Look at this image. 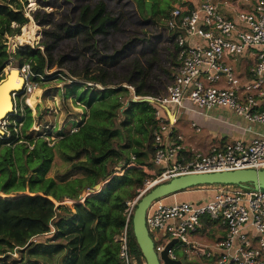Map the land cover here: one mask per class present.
<instances>
[{
	"label": "trees",
	"instance_id": "1",
	"mask_svg": "<svg viewBox=\"0 0 264 264\" xmlns=\"http://www.w3.org/2000/svg\"><path fill=\"white\" fill-rule=\"evenodd\" d=\"M135 2L142 18L151 17L156 23L162 19L165 23L174 3L184 0ZM187 3L190 7L194 5ZM9 5L16 7L12 9ZM110 19L105 13V3L100 2L88 23L97 33L105 29ZM27 21L18 0L0 1V73L10 56L4 36L18 32L19 25ZM13 23L18 26L13 27ZM22 54L26 59L22 64L27 63L33 73L44 74L47 58L40 48H29ZM88 82L102 84L103 88ZM135 91L137 95H148L140 87ZM62 94L64 99H74L83 113L75 122V129L62 131L52 145L45 138L50 129H32L35 118L28 106L15 116L12 112L9 116L14 121L8 124V131L0 134V254L10 247L27 249L30 255L43 257L41 264H119L116 235L126 223V201L143 187L149 176L143 166L155 168L153 132L158 127L155 110L149 101L133 99L126 86L108 88L98 75H86L82 82H71ZM56 154L72 161L71 170L84 172V178L58 182L47 176ZM131 162L135 164L128 166ZM116 166L123 174L113 175ZM108 178L104 188L75 203L74 208L62 203L66 198H79L81 193ZM20 192L24 193L17 194ZM132 217L133 213L128 228L129 245L135 258L141 260L144 256L133 233ZM51 227L49 241L56 237L64 239V243L33 242L34 236L50 232ZM59 246L65 253L58 258L55 254H59Z\"/></svg>",
	"mask_w": 264,
	"mask_h": 264
},
{
	"label": "built area",
	"instance_id": "2",
	"mask_svg": "<svg viewBox=\"0 0 264 264\" xmlns=\"http://www.w3.org/2000/svg\"><path fill=\"white\" fill-rule=\"evenodd\" d=\"M165 23L175 42L177 63L164 95L143 96L150 98L158 123L153 132L155 168L143 166L149 176L140 195L126 202V223L116 235L119 264H146L144 257L138 260L132 254L128 228L138 199L154 185L188 173L264 168V133L250 142L237 139L224 147L213 145L208 152H197L190 160L179 158L183 148L181 134H177V142H166L179 116L192 109L187 102L205 113L218 107L229 108L251 123L264 125V0H205L192 7L185 0L170 10ZM244 54L252 59L251 78L247 81L241 80L234 67ZM20 72L26 78L23 89L31 90L28 75ZM28 73L34 75L30 69ZM221 81L224 85L219 84ZM127 87L135 98L140 97L132 85ZM164 106L172 107V120ZM9 123L4 120L2 130ZM192 126L200 130L196 122ZM55 127L33 125L32 129L62 132ZM14 129L18 132V128ZM45 138L50 145L58 139L51 132ZM156 167L163 170L157 171ZM188 189L205 195L171 203L165 202L164 197L153 201L147 209L146 225L162 264H165L162 252L172 242L167 255L173 260L182 261L181 252L187 259L205 258L211 264H264L262 189L237 184H209ZM216 224L224 226L225 234L211 242L203 236Z\"/></svg>",
	"mask_w": 264,
	"mask_h": 264
},
{
	"label": "rangeland",
	"instance_id": "3",
	"mask_svg": "<svg viewBox=\"0 0 264 264\" xmlns=\"http://www.w3.org/2000/svg\"><path fill=\"white\" fill-rule=\"evenodd\" d=\"M18 1L20 9L28 17V21L19 25L18 32L4 36L10 56L0 73V82L6 78L9 67H17L22 70V73L28 75L29 84L33 87L31 90L24 88L15 95V103L19 107L17 110L15 108L12 116H15L18 110L23 111L24 107L28 106L35 118L34 127L47 124L51 128L54 126L56 129L61 128L64 132L75 129L77 124L75 122L81 119L80 115H82L83 109L77 106L74 99H64L62 93L71 82H82L86 75L100 76L108 88L132 85L135 90L140 87L142 93L148 94L144 96H157L166 93L167 86L172 80L174 66L177 63L175 42L171 33L165 28L166 23L162 19L156 23L151 17H141L135 0ZM100 2L105 3V13L111 19L103 31L95 33L93 25L89 24L88 20L93 9ZM176 4L181 3H174V5ZM9 7L13 9L16 6L9 5ZM86 8H88L87 12L82 17V12ZM12 26L17 27L18 24L13 23ZM32 28L34 39L28 38L27 41H22L20 37L25 32L28 35L32 34ZM29 48H40L47 58V66L41 76L36 73L29 74L28 70L32 71L31 67L27 63H21L26 60L22 53ZM241 57L240 55V61L244 62L245 60H241ZM247 60L250 61V58ZM96 84L99 89L103 88L102 84ZM36 89L39 90V93L33 94L35 108H32L27 99ZM137 96L140 97L137 99L132 94L133 99L142 100V95ZM8 117L5 119L6 122L14 121V117L11 119L10 116ZM3 131H8L7 127L3 128ZM51 133L56 138L61 136V132L58 130L51 131ZM82 159H85L84 155ZM71 162L61 157L60 154H56L47 176L55 178L58 182L74 177L84 178V172L75 173L71 170ZM156 170L162 171L163 168L156 167ZM115 171L113 175L123 174V171H119L117 166ZM109 180L110 178L96 184L99 187L95 186L94 189L81 193L79 198H66L62 203H68L71 208H74L75 203L83 202L87 196L104 188ZM141 188L136 189V193L127 201L135 200L140 195ZM195 190L186 189L185 191L195 194L198 198L205 195L196 193L199 191ZM22 193L24 192L17 194ZM55 203L58 202L55 201ZM52 232L53 227L50 232L34 236L32 240L35 243L47 240L53 245L65 242L64 239L56 237L54 241H49ZM59 248V254H55V257L58 258L65 253L62 246ZM6 249L5 253L0 254V264H28V262L29 264H41L44 259L41 256L30 255L27 249H12L10 247ZM208 262L211 264L210 261Z\"/></svg>",
	"mask_w": 264,
	"mask_h": 264
},
{
	"label": "crops",
	"instance_id": "4",
	"mask_svg": "<svg viewBox=\"0 0 264 264\" xmlns=\"http://www.w3.org/2000/svg\"><path fill=\"white\" fill-rule=\"evenodd\" d=\"M189 1L194 5L200 3L198 0H187V2ZM247 58H250L249 55L244 54L241 60L245 61H240V58H238L234 64L236 73L242 81H247L251 78L249 67L252 59L250 58V61H248ZM175 68L174 66V71ZM219 84L224 85V82L221 81ZM187 104L192 109L179 116V121L173 128L171 138L166 141L172 144L177 142V134L183 136V141H180L183 146L179 153L180 159L190 160L197 152H208L213 145L224 147L227 143L237 139L250 142L256 136L264 133V125L251 123L245 118L236 115L229 108L218 107L205 113L204 110L197 108L189 102ZM170 108L172 109V107ZM192 122H196L200 130L195 129L192 126ZM196 199L198 197L195 194L182 191L165 197L164 201L171 203L176 200ZM211 228L207 232L210 236H207V234L203 236L207 240L214 242L224 236L225 230L223 225L216 224ZM180 255L182 257V264H208V261H210L205 258L187 259L188 257L183 255V253L181 254V252Z\"/></svg>",
	"mask_w": 264,
	"mask_h": 264
},
{
	"label": "water",
	"instance_id": "5",
	"mask_svg": "<svg viewBox=\"0 0 264 264\" xmlns=\"http://www.w3.org/2000/svg\"><path fill=\"white\" fill-rule=\"evenodd\" d=\"M21 74L20 69L12 70L6 80L0 82V133H4L1 124L14 111L16 106L15 95L21 91L26 83V78ZM143 100L150 101V98L143 97ZM170 120L173 113L169 107L164 106ZM209 184H237L252 186L264 191V168H237L230 170H219L204 173H188L172 177L160 182L146 191L137 202L132 217L133 233L136 242L141 249L146 264H162L154 249L152 240L146 225V213L153 201L169 195L185 191L188 188L209 185ZM99 187V185H96ZM173 244L167 245L162 252L165 264H182L180 260L170 259L167 250Z\"/></svg>",
	"mask_w": 264,
	"mask_h": 264
},
{
	"label": "bare ground",
	"instance_id": "6",
	"mask_svg": "<svg viewBox=\"0 0 264 264\" xmlns=\"http://www.w3.org/2000/svg\"><path fill=\"white\" fill-rule=\"evenodd\" d=\"M34 27V26H33ZM31 28V27H30ZM25 31V30H24ZM29 31V30H28ZM32 34H30V35H28V33L27 32H25L24 33V35H22L21 37H20V39L22 40V41H27L28 40V38H33L34 39V32H33V28H32ZM29 33H30V31H29ZM20 40V41H21ZM31 40V39H30ZM12 70H18V68L17 67H9V70H8V74H7V76H6V78L4 79V80H6L7 78H8V75L11 73V71ZM19 75H21V74H19ZM3 81V80H2ZM35 93H39V90L38 89H36L32 94H31V96H29L28 97V99H27V102H28V104L32 107V108H35V100H33V94H35Z\"/></svg>",
	"mask_w": 264,
	"mask_h": 264
}]
</instances>
